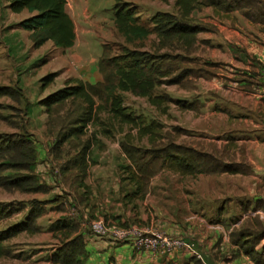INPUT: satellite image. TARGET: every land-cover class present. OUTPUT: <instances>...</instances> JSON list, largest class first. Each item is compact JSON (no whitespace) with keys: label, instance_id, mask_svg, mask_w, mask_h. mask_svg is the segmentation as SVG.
<instances>
[{"label":"crops","instance_id":"crops-1","mask_svg":"<svg viewBox=\"0 0 264 264\" xmlns=\"http://www.w3.org/2000/svg\"><path fill=\"white\" fill-rule=\"evenodd\" d=\"M172 1L163 10L150 6L151 16L140 7L139 16L179 14ZM75 2L66 10L77 37ZM189 17L200 27L189 50H162L165 65L180 68L156 86L159 104L123 93L134 124L118 120L104 131L102 122L67 137L56 129L51 138L44 111L45 126L30 133L35 172L49 188L30 193L27 210L43 207L40 221L54 213L52 225L72 222L53 229L68 234L69 246L81 236L80 264H264V10L248 17L201 5ZM186 58L199 65L177 66ZM66 72L92 82L86 68ZM94 219L157 229L185 245L171 255L135 250L96 236Z\"/></svg>","mask_w":264,"mask_h":264},{"label":"trees","instance_id":"trees-1","mask_svg":"<svg viewBox=\"0 0 264 264\" xmlns=\"http://www.w3.org/2000/svg\"><path fill=\"white\" fill-rule=\"evenodd\" d=\"M6 1L13 12L21 13L27 10L32 14L21 20L19 25L31 32L37 47L49 40L53 41L55 46L63 49L70 48L75 44V23L66 10L68 0ZM174 2L179 14L160 11L146 22L139 16L138 7L135 4L121 0L116 1L114 23L118 34L124 38L125 44L121 54L106 59L107 67L110 70L106 72L104 81L97 84L100 85L101 90L96 91V96L102 95L104 104H97L91 92L96 84L85 82L79 78L69 79L64 87L42 99L48 109L52 105L63 103L68 99H72L73 102L80 99L86 103V116L80 117L79 124L72 125L68 129L64 128V137L75 132L84 134L87 122L93 117V109L97 106L99 109H104V112L107 111L108 116L103 121L100 119L95 123L97 125V123L102 124L103 122L104 131H108L110 126L115 125L118 120L129 125L134 124V112L129 106L124 105V92L146 96L152 103L159 104L160 101H157L159 97L155 94L156 86L162 83V78L167 73L180 68L167 67L163 62L165 54L162 53V50L164 48L168 52L178 51L181 48L189 50L200 30V27L195 25L189 17V14L197 7L209 5L225 10H239L248 17H253L254 14L264 10V0H174ZM154 33L157 35L158 41L153 43L151 50H142L143 42ZM130 44L134 47L127 46ZM186 59V62H194L192 58ZM54 74L46 75L43 79L45 83H51L54 80ZM0 159L4 160L0 164V168L5 167L7 170H12L10 174L0 176V187L24 193L48 190L49 187L41 182L35 172L37 150L31 135L0 136ZM2 207L5 208V206ZM2 207L0 206V221L12 212L9 208L5 210V214H2L4 213ZM44 211L43 207L34 205L24 219L8 228L0 229V258L8 255L5 242L10 237L24 231L38 230L36 223ZM71 226V221L64 220L54 223L51 229ZM65 236L68 234L65 233ZM82 240L81 236H76L71 242L72 245L69 246L72 249L71 252H64L60 257L59 254H56L55 261L65 264H80L79 260L72 259L77 254L76 249L81 248L80 252H85Z\"/></svg>","mask_w":264,"mask_h":264},{"label":"rangeland","instance_id":"rangeland-1","mask_svg":"<svg viewBox=\"0 0 264 264\" xmlns=\"http://www.w3.org/2000/svg\"><path fill=\"white\" fill-rule=\"evenodd\" d=\"M75 1L79 13L76 16L78 33L75 44L66 53V49L57 48L52 41L37 47L31 32L19 25V22L30 13L26 10L14 13L6 0H0V136L35 134L38 132L39 124L45 126L43 116L48 111L47 128L50 131L55 129L51 138L59 135L56 129L62 131L64 128L68 129L72 125L79 124L78 120L81 116L84 117L87 110V105L82 100L73 102L72 99H68L63 103L52 105L50 109L42 100L69 82V78H66L70 72L66 70L72 67L76 71L86 68L89 72L86 74L91 75V83L96 84L95 88L91 89L95 101L97 104H104V97L96 96V91L101 90L100 85L97 84L104 81L106 72L110 70L106 59L121 54L125 44L114 23V7L117 0ZM121 1L135 4L139 13L140 7L145 12L151 11L150 16L154 12L150 6L163 10L173 2L172 0ZM153 40L151 38L145 40L144 47L150 49L155 42ZM127 46L134 47L131 44ZM64 53L66 54L63 55ZM196 65H199L198 61L177 64V66ZM51 73H55L54 80L47 84L43 79ZM96 76H99L98 81ZM106 116H108L107 111L104 112V109H99L98 106L94 107L93 117L87 122L86 128H95V123ZM97 125L99 126L100 123ZM39 134L42 136L38 135V138H43V133ZM2 162L4 160L0 159V164ZM11 172L12 170H7L5 167L0 168V176ZM29 194L0 187V206H5L2 207L4 212L2 214H5V210L9 208L12 211L0 221V229L8 228L25 218L28 213L27 198L33 196ZM53 215L54 213L49 212L43 220L41 219L42 221L38 219L36 223L38 230L24 231L6 240L8 255L0 258V264H47L49 260L54 264H61L55 261L56 254L60 257L64 252L70 253L72 249L66 243L67 237L63 231L53 229L55 233H50L53 230L48 227L52 226ZM76 250L79 256L85 255L84 252H80L81 248ZM77 254L72 260H76ZM52 257L54 260L50 259Z\"/></svg>","mask_w":264,"mask_h":264},{"label":"built area","instance_id":"built-area-1","mask_svg":"<svg viewBox=\"0 0 264 264\" xmlns=\"http://www.w3.org/2000/svg\"><path fill=\"white\" fill-rule=\"evenodd\" d=\"M90 230L96 236L110 238L116 242H129L135 250L149 251L156 255H171L185 245V241L179 236L137 225L122 226L94 219L90 223Z\"/></svg>","mask_w":264,"mask_h":264}]
</instances>
